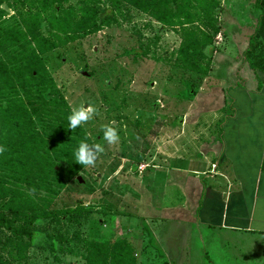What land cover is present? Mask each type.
I'll return each instance as SVG.
<instances>
[{"label": "rangeland", "instance_id": "obj_1", "mask_svg": "<svg viewBox=\"0 0 264 264\" xmlns=\"http://www.w3.org/2000/svg\"><path fill=\"white\" fill-rule=\"evenodd\" d=\"M84 2L100 9L110 6L109 0H66L64 6L79 8ZM219 3V29L210 32L215 52L205 77L175 65L178 27H163L129 6L115 10V24L75 40L61 34L55 21L41 20L42 35L57 45L44 55L45 67L70 110L89 104L95 109L81 126L103 152L77 175L65 176V186L54 194L20 186L22 197L40 208L45 204L51 217L33 225L34 239H26L28 246L17 258L6 254V234L0 227L2 261L84 264L83 243L93 240L129 246L136 264H264V236L210 233L199 221L182 217L155 228L144 221L143 196L149 191L152 206H159L164 176V170L151 167L163 164L162 154H174L168 165L212 172L209 149L219 148L222 119L230 115V107L243 116L249 106L246 101L236 104L231 92L253 91L263 78L243 58L259 15L255 0ZM30 5V0H2L1 28L18 27L19 13ZM106 126L116 128L118 139L112 144L102 139ZM176 197L180 203L186 198L180 193ZM195 205L194 199L185 207L190 211ZM75 208L72 216L58 215V210Z\"/></svg>", "mask_w": 264, "mask_h": 264}, {"label": "trees", "instance_id": "obj_2", "mask_svg": "<svg viewBox=\"0 0 264 264\" xmlns=\"http://www.w3.org/2000/svg\"><path fill=\"white\" fill-rule=\"evenodd\" d=\"M30 2L29 8L19 13L18 27L3 30L0 0V146L4 148L0 151V227L6 234V254L13 258L26 249V239L33 241V225L51 217L45 204L40 208L22 197L20 186L54 194L55 188L65 186V176H75L84 167L74 161L79 143L94 144L81 125L68 127L71 110L43 61L57 45L42 35L41 20L55 21L61 34L75 40L115 24V10L129 6L163 27H178L180 46L175 65L205 77L215 52L210 32L218 31L221 11L219 0H109L110 6L104 9L88 2L79 8L65 7L66 0ZM255 7L259 15L243 58L250 70L263 76L257 84L260 91L264 87V0H255ZM226 104L224 92L222 106ZM229 110L230 115L220 124V142L221 127L235 114V108ZM260 169L264 172V155ZM200 205L201 199L197 213ZM76 212V208L58 210V215ZM83 251L84 264H136L126 245L110 247L90 240L83 243ZM0 264L9 263L0 257Z\"/></svg>", "mask_w": 264, "mask_h": 264}, {"label": "crops", "instance_id": "obj_3", "mask_svg": "<svg viewBox=\"0 0 264 264\" xmlns=\"http://www.w3.org/2000/svg\"><path fill=\"white\" fill-rule=\"evenodd\" d=\"M231 94L236 104L246 101L249 106L244 117L235 111L221 127L219 148L209 149L215 168L208 175L199 169L185 170L167 164L174 154H162L163 164L151 167L164 170L160 205L152 206L153 196L146 190V224L155 228L161 221L182 217L193 223L199 221L210 233L237 231L264 236V172L260 169L264 155V90L259 92L256 84L253 91L238 89ZM210 142L215 146L214 140ZM177 193L186 197L184 206V200L175 201ZM194 199V209L187 210L188 201Z\"/></svg>", "mask_w": 264, "mask_h": 264}, {"label": "clouds", "instance_id": "obj_4", "mask_svg": "<svg viewBox=\"0 0 264 264\" xmlns=\"http://www.w3.org/2000/svg\"><path fill=\"white\" fill-rule=\"evenodd\" d=\"M95 109L91 104L87 108L82 105L77 106L71 110V114L67 117L68 127L74 129L81 125L83 122L89 121ZM102 139L108 144H112L118 139L116 128L113 126H106L103 129ZM0 151H4V148L0 146ZM103 152V148L100 144H89L80 142L76 150L74 151V161L76 164L88 166L92 165L96 159L98 153Z\"/></svg>", "mask_w": 264, "mask_h": 264}, {"label": "water", "instance_id": "obj_5", "mask_svg": "<svg viewBox=\"0 0 264 264\" xmlns=\"http://www.w3.org/2000/svg\"><path fill=\"white\" fill-rule=\"evenodd\" d=\"M81 74H83V75H84V73H83V72H82ZM181 123H182V120H181ZM77 181H78V182H80V183L82 182V181H81V179H80L79 177L77 178Z\"/></svg>", "mask_w": 264, "mask_h": 264}]
</instances>
